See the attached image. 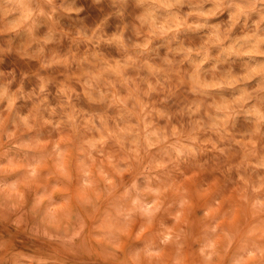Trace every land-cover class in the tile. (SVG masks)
I'll use <instances>...</instances> for the list:
<instances>
[{"label": "clouds", "instance_id": "1", "mask_svg": "<svg viewBox=\"0 0 264 264\" xmlns=\"http://www.w3.org/2000/svg\"><path fill=\"white\" fill-rule=\"evenodd\" d=\"M0 264H264V0H0Z\"/></svg>", "mask_w": 264, "mask_h": 264}]
</instances>
